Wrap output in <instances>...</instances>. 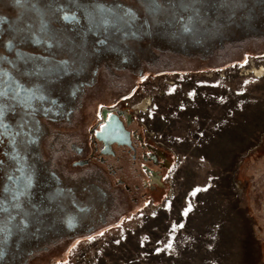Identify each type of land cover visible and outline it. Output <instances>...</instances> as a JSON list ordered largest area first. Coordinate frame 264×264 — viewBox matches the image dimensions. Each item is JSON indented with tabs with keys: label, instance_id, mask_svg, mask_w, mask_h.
Instances as JSON below:
<instances>
[{
	"label": "flooded vegetation",
	"instance_id": "obj_1",
	"mask_svg": "<svg viewBox=\"0 0 264 264\" xmlns=\"http://www.w3.org/2000/svg\"><path fill=\"white\" fill-rule=\"evenodd\" d=\"M162 2L165 7L154 12L151 0H52L64 9L60 16L76 17L49 25L59 38H67L61 47L52 40L18 46L12 41L11 49L0 46V56L15 60L17 66L40 69L25 77V87L39 86L45 97L32 101L40 131L24 154L21 171L15 173L19 179L31 165V204L39 206L34 210L39 220L29 217L20 225L22 216L3 192L13 182L0 173V207L7 209L0 211V264H61L72 243L146 206L149 195L163 187V152L142 131L133 114L137 106L129 102L145 81L218 71L245 60L250 51L264 57V0ZM27 4L39 11L21 7L16 0H0V34L7 37L29 25L38 32L42 20L54 19L43 0ZM93 5L110 10L105 13L108 24H89ZM129 10L135 12L134 19L113 23L110 13ZM17 53L38 59L35 65H23ZM2 66L14 74L12 65ZM14 115L8 113L9 119ZM257 150L262 147H252L256 155L250 159L255 175L252 196L262 220L264 154Z\"/></svg>",
	"mask_w": 264,
	"mask_h": 264
},
{
	"label": "rangeland",
	"instance_id": "obj_2",
	"mask_svg": "<svg viewBox=\"0 0 264 264\" xmlns=\"http://www.w3.org/2000/svg\"><path fill=\"white\" fill-rule=\"evenodd\" d=\"M250 53L218 71L143 83L129 102L163 152V187L91 241L72 243L61 264H264L250 160L256 145L264 154V77L248 73L264 57Z\"/></svg>",
	"mask_w": 264,
	"mask_h": 264
},
{
	"label": "snow or ice",
	"instance_id": "obj_3",
	"mask_svg": "<svg viewBox=\"0 0 264 264\" xmlns=\"http://www.w3.org/2000/svg\"><path fill=\"white\" fill-rule=\"evenodd\" d=\"M17 5L21 7H31L33 10L39 11L35 4L28 5L27 0L21 3V0H16ZM43 7L50 10L53 20L44 22L42 20L38 32L31 31V25L26 29H20L15 34L9 33L7 37L0 34V46L11 49L14 45L12 41L16 42V45L24 44L28 41L33 43H41L42 41L47 42L52 40L56 43L57 47H61L64 40L67 38H59L57 36V30H49V25L53 22H58L61 19L64 21L75 20V14L71 16L64 13L60 16L59 13H63L64 9L59 5H53L52 0H43ZM149 7L154 12H158L165 7V3L162 0H151ZM93 12H89L88 20L89 24L93 27L99 28L100 24H108L109 20L105 15L110 10L104 9L100 5H93ZM113 16V23L123 21L127 24L130 20L135 18V12L129 10L123 14L116 12L110 13ZM99 17V19H97ZM127 17V19H125ZM119 30V28H117ZM188 28L185 27V31ZM39 33H43L40 36ZM5 39L8 40L7 44H4ZM102 43V41H101ZM17 58L23 61V65H27L32 62L35 65L36 57H23L20 53H17ZM61 64H67L66 61H60ZM12 65V73L6 70L2 65ZM38 67L33 69H27L23 66H17L15 60H9L7 57L0 56V147H3L4 152L10 153L5 159L0 160V173L3 174L9 181L13 183L9 184L3 189L4 193L10 195L11 207L18 210V215L22 216L20 225L23 226L25 221L29 217H33L39 220V216L34 212L38 205L31 204V197L33 192V170L31 165H28L27 170L23 173L21 178H17L15 173L21 171V165L24 159V154H27L33 144V138L39 134L38 122L35 120V113L38 108H32V101H42L45 99L44 95L40 94L39 86L25 87V77L34 75L39 72ZM28 109H32L29 111ZM8 113H14L15 115L9 119ZM58 194V193H57ZM21 198H24L23 200ZM3 199L8 200V196H4ZM49 199H54L50 196ZM31 205V210L29 209ZM0 211H7L6 208L0 207ZM184 214H187L186 212ZM13 217L10 215L8 220L10 221ZM7 223V221H5ZM102 235V233H101ZM89 241L93 239L92 236L87 237ZM171 248V244L167 245ZM159 251V249H157ZM2 255V253H0ZM66 264V262H65Z\"/></svg>",
	"mask_w": 264,
	"mask_h": 264
},
{
	"label": "bare ground",
	"instance_id": "obj_4",
	"mask_svg": "<svg viewBox=\"0 0 264 264\" xmlns=\"http://www.w3.org/2000/svg\"><path fill=\"white\" fill-rule=\"evenodd\" d=\"M248 73L254 75L258 79H261L264 77V66H261L259 69L251 68ZM146 105H149L148 101L146 102Z\"/></svg>",
	"mask_w": 264,
	"mask_h": 264
}]
</instances>
